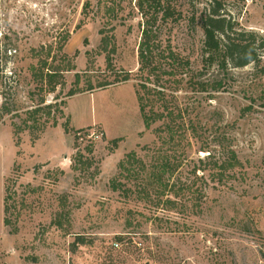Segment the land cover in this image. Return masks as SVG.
I'll use <instances>...</instances> for the list:
<instances>
[{
	"label": "rangeland",
	"instance_id": "374dc122",
	"mask_svg": "<svg viewBox=\"0 0 264 264\" xmlns=\"http://www.w3.org/2000/svg\"><path fill=\"white\" fill-rule=\"evenodd\" d=\"M221 1L239 31L264 38V0ZM211 2L0 0V112L10 109L0 119V196L10 221L0 264H264V73L253 63H206L200 17ZM153 15L156 52L172 48L190 63L186 73L152 76L187 131L175 150L162 149L176 165L169 187L146 199L139 189L148 169L126 155L149 164L162 145V121L146 127L138 100L139 44ZM43 59L73 65L54 92L33 79L30 66ZM105 80L114 83L99 87ZM42 97L63 104L40 114L46 124L37 131L36 123L34 135L21 119ZM231 149L242 166L219 176L215 161ZM79 234L86 242L73 246Z\"/></svg>",
	"mask_w": 264,
	"mask_h": 264
},
{
	"label": "trees",
	"instance_id": "16d2710c",
	"mask_svg": "<svg viewBox=\"0 0 264 264\" xmlns=\"http://www.w3.org/2000/svg\"><path fill=\"white\" fill-rule=\"evenodd\" d=\"M216 4L212 2L210 6L206 7L201 14V26L204 33V53L203 56L206 63H212L218 60L222 63L223 67H227L228 64L232 66H246L253 63L257 68L261 67V71L264 73V63L262 58L263 55L260 53L259 49H264V38L260 42L257 41V34L253 31H239L236 28V22L232 21L231 18L226 16L224 11V5L221 0H215ZM88 2L85 7L88 6ZM139 6L144 8L142 3ZM86 9V8H85ZM170 15L169 9H166L163 13V18L166 19ZM157 20V15H153L151 19H147L144 22V28L142 30V40L139 44V73L145 78L140 83V89L138 90V100L140 105V111L142 113L144 124L146 127H150L155 120L162 121V127L159 129L162 133L159 135L161 138V147H158V151L149 164L140 159L135 151L129 152L127 156V162L131 164L141 163L143 169L147 170V182L142 185L139 189V194L142 198H152V192L150 189L160 190L165 193V190L169 187L170 177L173 175L176 165L173 164L171 154L168 150L164 152L163 146L169 145L171 150L176 149V145L179 144L177 138L187 131V126L181 124L177 117L182 115L181 110L168 105V91L166 86L161 85L159 79L154 81L152 76L162 77L168 76L172 77L177 72L186 73L187 65L189 61L182 59L178 53H176L172 48L166 51L156 52L157 45L155 44L157 35L155 34L154 24ZM103 44L107 49L110 46L111 41L104 37ZM113 51V46L109 49V53ZM50 51L48 52V56ZM109 61H111V55H107ZM68 66L71 68L56 69L52 67V63L48 59L41 60L38 65L32 64L30 70L34 81L38 82V86L41 90L54 92L60 84L58 77L64 70L73 69V65L67 62ZM205 64V61H203ZM130 75L123 74L122 80H128ZM118 81V80H117ZM114 81H100L98 83L99 87H105L113 84ZM154 83V84H152ZM199 88H207V83L205 81H197ZM221 84H219L220 86ZM93 86L90 84L86 89L80 91L92 90ZM78 91L71 90L68 95L72 96ZM45 103V98L42 97L36 106L29 108L25 112V117H22V123L24 128L30 129L35 135V125L40 123L38 121L40 114H51V108L56 104L61 105V103ZM10 109L3 107V113L9 112ZM3 113L0 112V119H2ZM62 113V112H61ZM55 124L57 121L54 122ZM70 123V122H69ZM44 123H40L37 126L38 130L44 129ZM70 124H66L67 130H73ZM22 128L16 127V135L20 133ZM83 127L75 129L76 134L83 132ZM183 132V133H182ZM38 133V132H37ZM36 133V134H37ZM37 137V135L35 136ZM80 137V135H78ZM89 151L92 152L93 145L89 144L86 146ZM211 153L207 155V158H211ZM124 161L121 165L124 166ZM242 166L238 154L235 150H229L227 155L224 156L223 161H215V168H218L216 174L222 176L225 171H229L231 175H236L237 168ZM148 167V168H147ZM130 171L129 168H127ZM197 171V170H196ZM194 171V172H196ZM126 191L130 189H125ZM150 190V192H149ZM158 192V191H156ZM171 201V200H170ZM7 206L5 205V215L4 223L6 226L9 225L10 221L7 218ZM86 242L83 235H76L75 241L72 243L73 246L76 244H84ZM74 250V249H73Z\"/></svg>",
	"mask_w": 264,
	"mask_h": 264
},
{
	"label": "crops",
	"instance_id": "0c3cea01",
	"mask_svg": "<svg viewBox=\"0 0 264 264\" xmlns=\"http://www.w3.org/2000/svg\"><path fill=\"white\" fill-rule=\"evenodd\" d=\"M89 126V125H88ZM73 128L75 129H78V128H82L84 126H81V127H74L72 126ZM4 195H5V192H4ZM5 197V196H4ZM0 250H1V237H2V233L5 232L7 226L5 225L4 223V215H5V200L0 196Z\"/></svg>",
	"mask_w": 264,
	"mask_h": 264
},
{
	"label": "built area",
	"instance_id": "2783aa9c",
	"mask_svg": "<svg viewBox=\"0 0 264 264\" xmlns=\"http://www.w3.org/2000/svg\"><path fill=\"white\" fill-rule=\"evenodd\" d=\"M79 134H81V133H79ZM97 136V135H96Z\"/></svg>",
	"mask_w": 264,
	"mask_h": 264
}]
</instances>
